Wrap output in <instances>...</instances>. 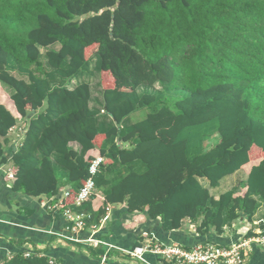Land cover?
Wrapping results in <instances>:
<instances>
[{"label": "trees", "instance_id": "obj_1", "mask_svg": "<svg viewBox=\"0 0 264 264\" xmlns=\"http://www.w3.org/2000/svg\"><path fill=\"white\" fill-rule=\"evenodd\" d=\"M87 73L99 77L94 108ZM0 84L15 113L0 103L13 192L57 202L67 185L62 203L89 215L88 227L124 204L164 231L190 220L199 236H221L264 202V0H0ZM144 107L143 120L123 124ZM92 150L105 159L96 192L72 207ZM241 169L239 191L215 200L208 188ZM4 264L49 263L18 254Z\"/></svg>", "mask_w": 264, "mask_h": 264}, {"label": "crops", "instance_id": "obj_2", "mask_svg": "<svg viewBox=\"0 0 264 264\" xmlns=\"http://www.w3.org/2000/svg\"><path fill=\"white\" fill-rule=\"evenodd\" d=\"M53 48L58 50L59 46ZM83 80L90 84L92 91L90 107L94 108V100L98 99L99 94L95 90L96 86L100 85L99 77L98 75L91 77V74L87 73ZM4 102L0 100L1 104L14 113L11 101L9 106ZM26 128V123L20 121L9 132L5 145V156L8 159L17 151ZM70 147L74 151L79 150L75 143L70 144ZM97 154L98 150H92L88 152L87 157L92 158ZM11 171L15 169L10 165V160L6 164H0V264L10 261L18 254H22L23 257L25 254L45 257L48 261L54 260L58 264H169L150 253L144 254L142 262L130 257L127 252L147 242H156L164 246L178 245L183 249L198 244L230 247L246 238L250 231L253 235L264 236V202H260L251 222L246 219L227 222L221 236H216L213 232L199 236L195 231V223L190 220H185L179 230L164 231L160 227V219H146L144 215L139 214L129 215L124 204L109 206L105 215L106 220L96 225V232L85 228L72 233L68 229V221L62 214L50 208L58 202H55V196L30 199L23 194L14 193L7 176ZM246 178V169H241L223 178L216 188H208L205 181H202V184L217 200L227 191H239ZM69 189L70 187L65 185L64 190ZM93 206L98 210L100 203L94 201ZM90 237L106 245L95 248L83 242ZM244 264H264V248L253 247L246 254Z\"/></svg>", "mask_w": 264, "mask_h": 264}, {"label": "built area", "instance_id": "obj_3", "mask_svg": "<svg viewBox=\"0 0 264 264\" xmlns=\"http://www.w3.org/2000/svg\"><path fill=\"white\" fill-rule=\"evenodd\" d=\"M104 162V157L100 155L94 157L90 161L87 171L88 177L84 184L77 190V193L73 198L72 207H81L88 203L90 198L95 194L96 185L94 178L99 171H101ZM68 194L69 192L66 191L63 197L50 208L55 212L61 213L68 221V229L70 232L75 233L84 230L85 228H90L93 232H96V225L87 226L89 215L83 212L76 213L71 207L63 205V199H65ZM104 220H106V216L100 219L101 222ZM83 242L95 248L106 245L93 237H90ZM253 247L264 248L263 235L259 234L244 238L230 247H219L207 244L198 245L190 250L183 249L178 245L164 246L156 242H147L142 246L135 247L132 251L127 252V254L142 262H144V254L150 253L158 256L169 264H244L246 254H248ZM28 257H30V254L24 255V258ZM48 263L58 264L54 260H50Z\"/></svg>", "mask_w": 264, "mask_h": 264}, {"label": "rangeland", "instance_id": "obj_4", "mask_svg": "<svg viewBox=\"0 0 264 264\" xmlns=\"http://www.w3.org/2000/svg\"><path fill=\"white\" fill-rule=\"evenodd\" d=\"M50 15L53 16L52 13H50ZM44 53H45V50H42V54H44ZM95 82H96V79H95ZM179 99H180V97H177L175 95L170 97V99L168 98L167 106L175 111V109H176L175 104ZM0 100L5 101L4 103H6L8 106L11 105L10 99H9V90L6 87H2L1 84H0ZM44 108L45 107H43L42 110H44ZM150 112H151L150 108H147V107L141 108V109L137 110L134 114H132L127 120H124L123 124L124 125H132V124H135L137 122H140ZM217 141L218 140L216 137V139L213 141V144H216Z\"/></svg>", "mask_w": 264, "mask_h": 264}]
</instances>
